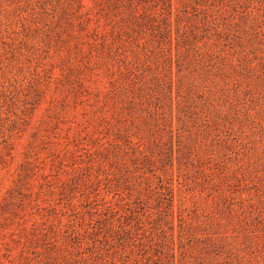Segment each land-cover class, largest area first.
<instances>
[{
    "label": "rangeland",
    "instance_id": "1",
    "mask_svg": "<svg viewBox=\"0 0 264 264\" xmlns=\"http://www.w3.org/2000/svg\"><path fill=\"white\" fill-rule=\"evenodd\" d=\"M0 264H264V0H0Z\"/></svg>",
    "mask_w": 264,
    "mask_h": 264
}]
</instances>
